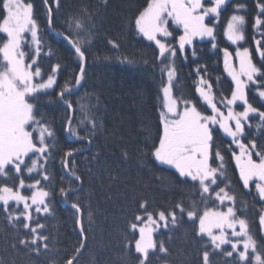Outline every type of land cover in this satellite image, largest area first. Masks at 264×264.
I'll list each match as a JSON object with an SVG mask.
<instances>
[{"label":"trees","instance_id":"1","mask_svg":"<svg viewBox=\"0 0 264 264\" xmlns=\"http://www.w3.org/2000/svg\"><path fill=\"white\" fill-rule=\"evenodd\" d=\"M30 2L34 6V17L39 25L38 34L43 41L38 63L44 72H48L57 62L68 66V71L59 77L60 85L78 69L70 45L58 33L67 32L68 25L65 21L73 12L78 13L87 6L96 13L95 26L89 25L92 31L90 43L84 45L88 52L86 81L70 99L74 106L71 113L74 118L73 126H79L81 135H87L85 128H90L91 125H80L83 118L80 104L86 105L89 115L95 116L98 127L91 144L87 140H76L66 131V117L69 114L66 106L56 96L52 97L56 101L54 103H47L45 100L41 111L56 133V146L50 149V158L46 164L52 179L43 180L42 171L40 174L33 173L32 177L40 179L39 187L50 192L46 202H49L51 214L33 212V217L39 218L46 225L42 231L49 236V250L41 248L40 253L36 254L30 250L34 246L19 244L20 239L30 237L31 234L22 227V220L16 221L17 227H13L1 206L0 264H65V260L74 254L81 241L84 247L73 264H137L135 239H139V232H132L129 223L134 220L135 215L142 214L140 202L147 200L151 210L170 209L180 202L188 208L196 201L199 214L206 207L219 208L218 202L213 198L206 204L201 203L200 193L197 188L192 187V182L181 184L177 179L178 173L156 163L148 149H145L146 154L143 155L138 151V148L144 149L145 144L158 143L161 131L158 111L162 100L161 84L162 79H167L162 78L155 44L138 36L134 26L129 27V22L146 6V0H109L106 8L101 0H62L61 9L54 11L51 28L47 23V9L43 0ZM256 4L257 0H229L221 12L219 23L215 25V39L195 41L192 47L186 48L185 54L177 52L176 96L183 95L196 100L198 110L210 114V108L195 91L198 81L195 70L200 66L203 74L206 66L207 79L213 85V92L230 98L234 84L225 72L224 51L233 56L235 47L226 39L225 29L231 15L236 13V6L244 5L245 8L237 13L244 15L247 22L245 40L240 46L248 47L254 62H259L254 37L262 43L264 37L252 28L254 17L259 11ZM51 6L55 8L54 4ZM172 31L175 35L181 33L174 28ZM109 39L117 40L120 48L113 49L108 43ZM213 44L216 45L215 48ZM49 48L52 56L46 55ZM123 57L133 59L135 63L121 62ZM54 91L58 92L59 89ZM247 93L249 102L264 111V100L258 96L255 86L247 89ZM216 102L219 108L224 109V105L219 102V95ZM237 107L240 108L239 105ZM249 122L252 127L245 129L247 138L255 139L258 145L264 146V128L256 127L261 123L259 117L253 114L249 117ZM215 144L224 155L225 176L221 178L220 186L230 184L231 191L237 197V215L247 219L250 233L257 240L259 250L264 252V231L259 223L264 201L258 198L254 189L249 191L243 187L234 162L235 147L231 138L220 130L215 134ZM69 148L79 149L74 159L75 170L82 176V184L73 182L67 170L62 167L61 159L64 151ZM125 150L128 152L127 158L122 156ZM97 153L99 157L94 159ZM254 158L258 157L254 155ZM218 163L219 161H215V164ZM24 177L26 183L34 182L26 172ZM61 186L66 189L77 188L78 191L65 197L60 194ZM28 192L30 190H25L24 193ZM73 202L80 204L81 215L78 216L71 207ZM11 205L16 212L22 211L18 206ZM177 212L179 213L178 209ZM78 218L85 229L84 236H81ZM197 226L198 221H189L185 213L177 227L155 231L154 240H163L169 252L167 255L159 252L150 254L152 264H202L203 245L207 243V237L201 240L195 236ZM223 248L231 250V246ZM234 259L235 256L229 258L219 253L214 254V264H225V261Z\"/></svg>","mask_w":264,"mask_h":264},{"label":"snow or ice","instance_id":"2","mask_svg":"<svg viewBox=\"0 0 264 264\" xmlns=\"http://www.w3.org/2000/svg\"><path fill=\"white\" fill-rule=\"evenodd\" d=\"M43 3L47 9V23L51 28L54 11L61 9L62 0H43ZM101 3L106 8L109 0H101ZM228 3L229 0H146V6L129 22V27L134 26L138 36L155 44L162 78H167L166 81L162 79L161 84L162 100L158 109L161 131L158 143L145 144L144 149L138 148V151L143 155L146 154L145 149H148L156 163L175 169L181 184L192 182V187L197 188L200 193L201 203L206 204L212 198L220 205H225V201L229 202L225 205L226 211L206 207L202 214L198 212L196 201L188 208L180 202L170 209L151 210L147 200L140 202L142 214L135 215L134 220L129 223L132 232L139 231V239H135L137 264H152L150 254H168L165 242L155 241L152 234L160 228L171 230L177 227L185 213L189 221H198L195 236L201 240L207 237V243L203 245L202 264H214L215 253L229 258L235 256L234 260L225 261V264H264V252L259 250L257 240L250 233L247 219L237 215V197L231 191L230 184L220 186L221 178L225 176L224 155L215 144V134L220 130L231 138V143L240 150L239 154L233 151V157L243 187L249 191L254 187L258 198L264 201V146L258 145L255 139H248L245 131L246 127H252L249 122L250 114H256L261 121L256 127L264 128V111L249 102L246 91L255 86L258 96L264 100V43L254 37L259 62H254L248 47L236 51L239 58L238 71L231 64V54L224 51V67L235 84L230 98L213 92V85L207 79L206 66L203 74L200 66L196 68L198 81L195 91L211 109V114L199 111L196 100L174 94L178 71L175 66L177 52L183 54L185 46L192 45L197 37L214 40V25L210 24L220 17ZM256 7L259 11L254 17L252 28L264 37V0H257ZM243 8L244 5H237L236 13ZM236 13L228 20L226 31L227 38L234 44L245 40L247 23L244 15ZM95 15L85 6L78 13L73 12L67 17V32L58 33L70 45L78 69L60 85L59 77L68 71V66L57 62L48 72H44L38 63L43 41L38 35L39 25L34 17L33 3L30 0H0V205L8 214L7 219L13 227H17L16 221H23L22 227L31 235L20 239L19 244L34 246L30 250L36 254L40 253L41 248L49 250V236L42 231L46 225L39 218L34 219L33 212L51 214L49 202H46L50 192L40 188L41 180L32 177V174H40L42 171L43 180L52 179L46 164L50 158V149L56 146V133L41 107L45 100L47 103H54L56 101L52 97H58L69 113L66 117V131L69 135L76 140H87L89 144L93 142L92 137L98 127L95 116L89 115L87 106L80 104V111L83 113L80 125H91L90 128H85L87 135H81L79 126H73L74 118L71 113L74 106L70 97L77 94L86 81L88 52L84 45L90 43L92 31L89 25L95 26ZM206 18H209V23L205 22ZM171 25L182 31L178 36V47L167 39L173 36ZM108 43L113 49L120 48L117 40L109 39ZM212 46L216 47L215 44ZM26 49H32L31 53ZM46 55H53L50 48ZM121 62L135 63L128 57H123ZM56 88L59 89L58 92L54 91ZM217 95L219 102L227 110V115L217 106ZM238 101L243 106L242 111L233 107ZM78 151L79 149L74 148L64 151L61 163L72 181L82 184V176L75 170L74 157ZM253 155L259 157V160H254ZM122 156L127 158L128 152L125 150ZM98 157L99 153L94 159ZM215 161L219 163L215 164ZM25 172L33 183H26ZM8 181L13 183L9 184ZM24 188L35 191L31 195L22 194L20 190ZM77 191L73 187H60V194L65 197ZM10 202H14L15 206L22 204L23 210L16 212ZM71 207L78 216L82 214L79 203L73 202ZM259 223L264 228V213L259 216ZM77 224L80 226L81 236H84L85 229L79 218ZM214 229L219 232H214ZM228 229L231 230L230 234L226 231ZM231 237L237 239L233 241ZM228 244L231 245V250L222 247ZM239 245H242V250ZM83 247L84 243L81 241L74 254L65 260V264H73Z\"/></svg>","mask_w":264,"mask_h":264},{"label":"rangeland","instance_id":"3","mask_svg":"<svg viewBox=\"0 0 264 264\" xmlns=\"http://www.w3.org/2000/svg\"><path fill=\"white\" fill-rule=\"evenodd\" d=\"M237 14V13H236ZM219 18L217 19V20H212V24H210V26H213L214 25V30H215V25L216 24H218L219 23ZM205 22L206 23H209V18H206V20H205ZM172 28H174V29H177V30H180V29H178V28H176V26L175 25H171V27H170V31H172ZM181 31V30H180ZM226 31H227V26H226V29H225V37H226V39L228 40V42L231 44V45H233L234 47H235V50L233 51V56H231V64L233 65V67L238 71L239 70V58L236 56V51L238 50V49H241L242 50V48L243 47H241L240 46V44L241 43H243V41H238L237 43H232L228 38H227V35H226ZM180 34H182V31H181V33H179V34H174V32H173V36L172 37H169V38H167L170 42H171V44L173 45V46H176V47H178V43H177V41H178V36L180 35ZM39 35V34H38ZM213 35H214V33H213ZM176 37V40H174V38ZM29 39H30V37H29ZM162 40L164 39V38H161ZM206 39H212V38H209V37H204V38H200V37H197V38H195L194 40H193V43L195 42V41H203V40H206ZM153 43V42H152ZM193 43H192V45H186L185 46V50H186V48L187 47H192L193 46ZM257 47V46H256ZM26 50H28L30 53H31V51H32V49H26ZM251 53V52H250ZM184 54H185V51H184ZM259 54V53H258ZM186 56V55H185ZM224 59H225V57H224ZM225 68V67H224ZM225 72H226V74L231 78V76L228 74V72L225 70ZM242 79H244L243 77H242ZM231 80H232V78H231ZM233 84H234V81H233ZM234 87H235V84H234ZM246 91H247V89H246ZM240 106V108H238L237 106ZM208 106V105H207ZM234 108H235V110H237V111H242L243 110V106H242V104L238 101L237 102V105L236 106H233ZM221 109V108H220ZM211 110V109H210ZM222 111H224L225 112V115H227V110L224 108V109H221ZM211 114V113H210ZM251 115H253V114H250V116ZM230 123H234V122H230ZM222 131V130H221ZM223 132V131H222ZM224 134V133H223ZM225 135V134H224ZM226 136V135H225ZM227 137V136H226ZM228 138H230V137H228ZM234 145V147H235V153L236 154H239V148H237L236 147V145L235 144H233ZM253 159L254 160H259V157L256 159V158H254V155H253ZM234 162H235V164H236V161H235V159H234ZM167 167H169V166H167ZM236 167H237V164H236ZM237 169H238V167H237ZM175 170V169H174ZM238 173H239V169H238ZM240 176V175H239ZM253 189H254V187H253ZM25 190H30V192H28V193H24L25 192ZM21 191V193L22 194H26V195H31V193H32V191H35L34 189H28V188H24V189H21L20 190ZM214 199V198H213ZM46 200H47V198H46ZM218 202V201H217ZM11 204H14V202H10V205ZM229 204V202H227V201H225V205H228ZM218 205H219V208H216V209H214V210H219V211H226V206L225 205H220L219 204V202H218ZM2 205H0V207H1ZM20 209H22L23 210V205L21 204V205H19L18 206ZM263 213H264V210H263ZM41 214H45V213H41ZM159 230V229H158ZM157 230V231H158ZM237 230H239V226H237ZM156 231V232H157ZM214 232H216V233H218L219 232V230L218 229H214L213 230ZM229 234H230V232H231V230L230 229H228V230H226ZM263 231H264V228H263ZM139 232V231H138ZM154 234H155V232H153V239H154ZM231 239L233 240V241H235L237 238H235V237H231ZM242 239V238H241ZM224 246H231L230 244H228V245H224ZM223 247V246H222ZM239 248H240V250H242V245H239Z\"/></svg>","mask_w":264,"mask_h":264}]
</instances>
